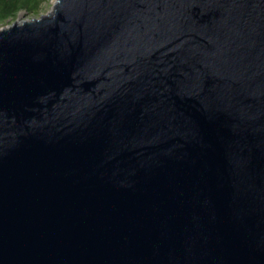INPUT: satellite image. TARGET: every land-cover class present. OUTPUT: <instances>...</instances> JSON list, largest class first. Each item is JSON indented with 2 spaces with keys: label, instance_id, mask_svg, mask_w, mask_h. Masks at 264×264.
I'll use <instances>...</instances> for the list:
<instances>
[{
  "label": "water",
  "instance_id": "1",
  "mask_svg": "<svg viewBox=\"0 0 264 264\" xmlns=\"http://www.w3.org/2000/svg\"><path fill=\"white\" fill-rule=\"evenodd\" d=\"M0 264H264V0L0 27Z\"/></svg>",
  "mask_w": 264,
  "mask_h": 264
},
{
  "label": "trees",
  "instance_id": "2",
  "mask_svg": "<svg viewBox=\"0 0 264 264\" xmlns=\"http://www.w3.org/2000/svg\"><path fill=\"white\" fill-rule=\"evenodd\" d=\"M50 0H0V27L5 26L17 18L21 10L38 15L45 3ZM12 19L11 21H9Z\"/></svg>",
  "mask_w": 264,
  "mask_h": 264
},
{
  "label": "rangeland",
  "instance_id": "3",
  "mask_svg": "<svg viewBox=\"0 0 264 264\" xmlns=\"http://www.w3.org/2000/svg\"><path fill=\"white\" fill-rule=\"evenodd\" d=\"M53 2L54 0H50L48 3H45L44 6L42 7V10L40 11V13L38 15H33V14H30L28 13L27 11L25 10H21L18 15H17V18L16 19H20V20H28V19H32V18H36V17H39L40 15L50 11L52 9V6H53ZM15 19V20H16ZM12 19H10L9 21H11ZM14 20V21H15ZM12 21V22H14ZM11 22V23H12Z\"/></svg>",
  "mask_w": 264,
  "mask_h": 264
}]
</instances>
